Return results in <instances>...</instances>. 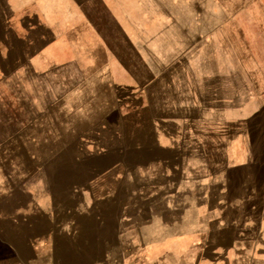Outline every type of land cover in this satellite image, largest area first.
<instances>
[{
    "label": "rangeland",
    "instance_id": "374dc122",
    "mask_svg": "<svg viewBox=\"0 0 264 264\" xmlns=\"http://www.w3.org/2000/svg\"><path fill=\"white\" fill-rule=\"evenodd\" d=\"M63 1V31L30 33L0 0V264H152L165 242L264 224V0H180L181 46L151 65L109 0ZM24 38L68 39V62L25 69ZM98 47L112 87L85 79Z\"/></svg>",
    "mask_w": 264,
    "mask_h": 264
},
{
    "label": "crops",
    "instance_id": "0c3cea01",
    "mask_svg": "<svg viewBox=\"0 0 264 264\" xmlns=\"http://www.w3.org/2000/svg\"><path fill=\"white\" fill-rule=\"evenodd\" d=\"M9 1L11 0H1L3 2L1 9ZM157 1L159 0H109L108 11L117 24L116 27L121 32V36L127 41L132 52L137 50L140 62L147 65L158 62L159 54H150L146 49L167 45L174 48L181 46L182 15L185 14L181 10V1L178 0L177 6L176 3H173L172 9L168 13L161 8ZM12 3L13 9L23 11V14L29 9V16L32 20L25 24V30L30 33L64 30L63 28L59 29L60 27L55 28L47 19L48 16H52L54 9L58 8L59 4L55 3V0H12ZM166 15L169 18L168 21ZM196 27V25L190 24L189 31H194ZM65 30L69 32L68 27ZM18 42L19 47L23 48L29 57L24 62L25 69L33 68L36 74L41 71L43 65L46 69L49 65H64L68 62L64 59L68 55L70 46L68 39L61 41L48 38L44 40L24 38ZM100 48L92 50L94 61L88 67V73L92 75L86 76L85 79L101 81L102 77L108 78L112 87V81L115 78L106 74L107 56H98ZM41 57L46 59L42 60ZM55 67H51V70ZM44 73L42 72L40 75ZM237 226V237L227 245H215L211 241L210 233L204 231L191 233L192 240L189 243V240L187 241L185 238L178 239L179 241L173 240L174 243L165 242L167 246L164 248V252H161L156 263L152 264H264V224L262 219L258 215H255L252 221L241 218ZM143 255L146 254L143 252Z\"/></svg>",
    "mask_w": 264,
    "mask_h": 264
}]
</instances>
